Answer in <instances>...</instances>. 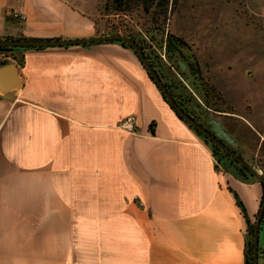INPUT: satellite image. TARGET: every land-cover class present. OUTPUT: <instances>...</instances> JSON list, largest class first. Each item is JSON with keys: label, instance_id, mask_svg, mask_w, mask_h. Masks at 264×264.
<instances>
[{"label": "crops", "instance_id": "crops-1", "mask_svg": "<svg viewBox=\"0 0 264 264\" xmlns=\"http://www.w3.org/2000/svg\"><path fill=\"white\" fill-rule=\"evenodd\" d=\"M97 19L70 0H0V40L92 38L103 34ZM0 60L18 79L0 85V264H245L236 197L253 223L262 185L216 169L132 50L99 43ZM220 134L264 162L263 137L250 147Z\"/></svg>", "mask_w": 264, "mask_h": 264}, {"label": "rangeland", "instance_id": "rangeland-1", "mask_svg": "<svg viewBox=\"0 0 264 264\" xmlns=\"http://www.w3.org/2000/svg\"><path fill=\"white\" fill-rule=\"evenodd\" d=\"M70 1L100 20L102 35L139 41L188 113L238 156L221 130L229 128L250 147L264 142V0H172L164 34L147 30L158 25L140 9L105 14L107 0ZM167 32L186 47L169 45ZM250 162L264 174L261 156ZM263 239L261 228L259 246ZM260 258L264 264V252Z\"/></svg>", "mask_w": 264, "mask_h": 264}, {"label": "trees", "instance_id": "trees-1", "mask_svg": "<svg viewBox=\"0 0 264 264\" xmlns=\"http://www.w3.org/2000/svg\"><path fill=\"white\" fill-rule=\"evenodd\" d=\"M171 2H172V0H107L106 1V5L104 6L103 10H104L105 14H118V13L125 14V13H131L132 11H137V10L140 9V10L143 11V13L145 15H149L150 16V23L152 25L153 24L158 25L157 28H155V25H154L153 28L150 27L147 30L149 32L150 31H158L161 34H164L165 33L164 26H165V23L167 22L168 11H169V7L171 5ZM152 29H154V30H152ZM110 34H113V33H110ZM115 34H117V32ZM124 36H128V37L133 38L140 45V47L143 49V52L145 53L146 57L149 59L151 65L153 66L154 69H156L154 63L149 58L144 46L139 41H137L133 36H131L129 34H126V35L124 34ZM166 40H167V43L169 45L173 46L175 49H181V48L186 47V44H185V42L182 39L177 38V37L169 34L168 32L166 33ZM101 43H116V44L121 45L124 48L130 49V50L133 51V49L131 48V46L129 44H127L125 42L117 41V40L106 41V42H101ZM92 44H99V43H92ZM92 44H86V45H83V46H88V45H92ZM25 49H42V48H21V47L8 48V47H0V54L7 55V54L12 53L14 51L25 50ZM16 61H17L19 66H21V67L23 66V59L22 58L17 59ZM6 64H7L6 60H0V67L4 66ZM154 85L156 86L155 83H154ZM165 85L167 86L168 90L171 92V94L174 97V99L176 100V102L182 108H184V110L186 112H188L187 108L180 101L179 97L176 96L173 93L171 87L167 83H165ZM164 101L166 102L165 98H164ZM170 108L174 111V109L171 106H170ZM174 113L176 114V116L181 121H183L190 129H192L210 147L214 157L217 159V163L218 164H216V169H218V165H222L223 168H225V167L229 168V166L226 165V163H225L227 161L231 166H234V168H235L234 172L237 174V176L240 179H242V180H244L246 182H248V181H257L246 167L240 165L238 162H236L234 159H232L226 153L222 152L210 140H208L205 136H203L200 132H198L191 125L186 123L175 111H174ZM193 118H195V117H193ZM231 151L234 152L233 150H231ZM246 162L250 166H252L253 168L258 170V167H256V165L255 166L252 165V163L250 161H246ZM257 182L261 184V182H259V181H257ZM262 201H263V196H262V200H261V203H260V207H261ZM236 203H237L238 208L241 211L242 216L244 217V219L246 221V224H247V236H249V240L247 241V244H246L245 264H253V233H254L255 222L252 223L249 220V218H248V216H247V214L245 212L244 206L242 205V203L239 201V199L237 197H236ZM257 216H258V214H257ZM257 216H256V218H257ZM260 256H261V250L259 248V251H258V260L259 261L261 259Z\"/></svg>", "mask_w": 264, "mask_h": 264}, {"label": "water", "instance_id": "water-1", "mask_svg": "<svg viewBox=\"0 0 264 264\" xmlns=\"http://www.w3.org/2000/svg\"><path fill=\"white\" fill-rule=\"evenodd\" d=\"M121 41L129 44L133 51L135 52L140 63L147 71L149 77L156 84L158 89L161 91L166 102L174 109V111L189 125L195 128L208 140H210L214 145H216L222 152L226 153L240 165L246 167L249 172L254 176V178L261 182L263 188V201L255 220V227L253 233V264H258V251H259V233L261 221L264 217V175L259 170L250 166L244 159L239 157L236 153L232 152L222 141L217 139L211 132L204 128L195 118H193L188 112L184 110L174 99L171 92L168 90L161 76L156 69L153 68L149 59L146 57L143 49L140 45L131 37L124 36L121 34H106L99 35L92 38L77 39V40H0V47H21V48H54V47H67V46H77L86 45L92 43H101L106 41ZM6 74H10V81H6ZM5 81V82H4ZM0 85L2 90H8L18 85V79L14 74V67L7 66L0 70Z\"/></svg>", "mask_w": 264, "mask_h": 264}, {"label": "built area", "instance_id": "built-area-1", "mask_svg": "<svg viewBox=\"0 0 264 264\" xmlns=\"http://www.w3.org/2000/svg\"><path fill=\"white\" fill-rule=\"evenodd\" d=\"M8 15L16 20H19L20 22L25 20V16L23 14L17 13L15 11L8 13ZM135 117H129L122 123V128L129 133L135 132Z\"/></svg>", "mask_w": 264, "mask_h": 264}, {"label": "flooded vegetation", "instance_id": "flooded-vegetation-1", "mask_svg": "<svg viewBox=\"0 0 264 264\" xmlns=\"http://www.w3.org/2000/svg\"><path fill=\"white\" fill-rule=\"evenodd\" d=\"M263 224H264V217H263V219H262V221H261L260 230H261V227H262Z\"/></svg>", "mask_w": 264, "mask_h": 264}]
</instances>
